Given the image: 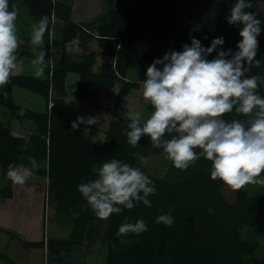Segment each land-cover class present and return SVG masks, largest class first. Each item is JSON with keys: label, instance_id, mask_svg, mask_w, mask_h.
Listing matches in <instances>:
<instances>
[{"label": "trees", "instance_id": "1", "mask_svg": "<svg viewBox=\"0 0 264 264\" xmlns=\"http://www.w3.org/2000/svg\"><path fill=\"white\" fill-rule=\"evenodd\" d=\"M182 2L101 0L103 12L100 16L75 23L71 20L72 7L65 2L10 0L19 10L25 8L36 21L44 16L49 18V28L43 38L48 67L44 71L45 77L15 74L11 82L0 89V106L8 110L10 120L32 121L35 125L34 132L15 137L0 121V177L6 180V184L0 186V198L13 197V183L6 176L8 165L31 169L28 157L35 158L40 167L32 174L46 179L57 211L74 217L71 237L81 239L87 225L83 212L89 205L78 186L95 178L92 166L112 158L137 166L140 161L134 153L147 157L164 154L162 149L151 146L148 137H143L136 147L127 142L125 131L130 119L126 122L117 119L122 100L140 88L148 66L155 59L162 58L170 49L182 50L184 44L190 45L192 37L200 40L205 48L211 46L214 38L223 37V50L233 52L241 39L240 28L227 22L236 0H229L227 7L197 26L187 24L180 10ZM250 2L253 6L246 11L255 13L257 18L262 0ZM53 32L57 36L56 52L51 46ZM77 34L81 44L96 41L99 53L92 51L79 61L73 60L72 52H67L65 45ZM258 41L256 60L260 63L258 66L254 63L248 75L264 80V41ZM30 42L28 39L27 43ZM38 49L42 50L40 46ZM27 50L25 46L20 54L31 56ZM215 56L216 52H213L208 58ZM99 58L110 61L95 70ZM134 69L138 70L136 80H126ZM70 73L79 76L78 99L95 108L99 107L101 90L112 91L117 80L122 83L103 144L96 142L101 132L98 123L90 126L87 136L82 135L85 125L81 124L76 130L71 127L82 114L66 102V78ZM15 88L43 97L47 101L46 110L38 112L19 105L13 97ZM259 94L264 96V83L259 87ZM49 103L52 104L50 107ZM224 119L246 117L230 113ZM26 138L30 143L24 150ZM168 169L163 177L146 174L156 188V194L149 197L150 208L141 202L133 209H125L109 218L107 264H264V250L259 239L250 241L243 236L245 230L254 229L258 237H264V193L249 196L241 189L237 191L235 202L230 203L223 191L226 186L211 179V162L203 158L187 170H178L172 163ZM169 213L174 220L171 227L156 223L158 215ZM125 218L129 222L143 219L148 230L139 236H118V228ZM121 240L130 241L128 251L117 248L121 246ZM0 261L16 264L5 253H0Z\"/></svg>", "mask_w": 264, "mask_h": 264}, {"label": "clouds", "instance_id": "2", "mask_svg": "<svg viewBox=\"0 0 264 264\" xmlns=\"http://www.w3.org/2000/svg\"><path fill=\"white\" fill-rule=\"evenodd\" d=\"M250 0H236L227 17L229 25L240 28L236 51H224L223 37L212 40L205 48L195 37L182 50H168L155 59L142 81V98L151 106L147 118L141 112L129 113L130 123L125 135L136 147L148 137L154 149H162L166 158L178 170H187L201 158L211 162L210 177L219 180L233 191L249 185L264 187V96L259 87L264 80L248 75L256 60L261 34V21ZM19 9L10 0H0V89L11 82L18 68ZM49 28V18L41 17L31 25V43L42 48L31 61L35 75H43L48 67L43 50V38ZM79 34L65 45L67 52L79 49ZM220 48L219 51L217 49ZM216 52L213 59L208 57ZM234 113L246 119H224ZM20 115H23L21 112ZM92 116H78L71 123L73 130L83 124V136L97 123ZM30 140L23 145L27 150ZM199 150V151H197ZM141 162L149 157L134 153ZM31 169L9 164L7 179L23 186L40 165L28 157ZM94 179L82 182L78 191L97 218L107 220L113 214L131 210L138 203L151 207L150 196L156 194L153 181L140 167L112 158L93 165ZM157 224L171 227V214L157 216ZM148 230L143 219L129 222L125 218L118 228V236H139ZM125 241L121 240V243Z\"/></svg>", "mask_w": 264, "mask_h": 264}, {"label": "rangeland", "instance_id": "3", "mask_svg": "<svg viewBox=\"0 0 264 264\" xmlns=\"http://www.w3.org/2000/svg\"><path fill=\"white\" fill-rule=\"evenodd\" d=\"M60 2H65L69 4L72 7L71 11V20L75 23H80L83 21H86L91 18H97L100 16L103 12V6L101 3V0H56ZM229 5V0H183L181 3V12L184 14V17L186 18V22L188 25H201L203 24L204 21H206L209 17L214 16L215 14L219 13L223 8L227 7ZM37 22L29 13L27 10L23 7L20 8L19 10V17L17 20V26L19 29V49H18V60L22 61L19 63L18 68L13 72V75L15 74H31L35 75V68L32 65L31 61L35 58L36 55L39 53V49L37 45H33L31 42L27 43V40H31V25L33 23ZM51 46L52 49L56 52L57 51V44L56 39V33L53 32L51 34ZM87 45V47L85 46ZM28 47V53H31V56L27 55H21L20 53L24 50V47ZM92 51L98 52L99 53V47L96 41H90L88 43H84L79 45V49L77 51L72 52L71 56L72 59L75 61H79L82 59V57ZM60 52V51H59ZM58 56V55H57ZM104 61H110V60H104ZM97 68H95L96 70ZM73 75H70L68 79L66 78V89L67 92H69L70 96L74 97L73 102H69L70 104L72 103L74 109H77L82 116H92L94 118H97L100 122L99 127L102 129L98 137L96 138V142L98 144H103L105 141L106 137V129L109 128V124L112 121V113L111 110L113 109L115 103H116V97L114 92H105L98 95V108L93 107L91 104L88 102H80L77 99V90H76V85H73L71 82L72 80L76 79L78 76L72 73ZM40 77H45L44 73ZM69 81V84L71 86H67V83ZM73 85V86H72ZM121 84L117 83V88H119ZM105 95V96H103ZM129 101L128 103H131L134 112H141L143 114V118L146 119L149 110H148V102L144 101L142 98V89L141 90H134L130 95H129ZM13 97L15 101L24 107H27L29 109L36 110L38 112H43L46 110L47 107V101L41 97L38 94L31 93L29 91L15 88L13 91ZM107 99H110L111 101H108ZM52 104L49 103V107ZM151 107V106H150ZM120 110V107H119ZM130 112V113H134ZM122 115H124L122 113ZM125 116V115H124ZM129 119V117L126 118H121L123 122H126ZM118 120L120 121V118L118 117ZM0 121L3 122L6 126H8L12 134L15 137H22L25 134H29L35 131V125L32 121H24V122H16V121H11L9 118V112L7 109L3 108L0 106ZM21 135V136H19ZM165 155H157V156H151L148 158L146 162H141V165L139 167L145 174H149L152 176L156 177H163L167 171L169 170V166L171 162L165 157H162ZM19 168V167H18ZM31 177L33 178L32 180H37L34 182V187L37 189V193L35 197L33 194L28 193L27 197H24L23 202L20 204V212L24 214V216L28 217V213L31 216L30 218H33L36 223H39V229L38 234L39 237L38 239L41 238L42 236V231H43V211L45 209V202L47 204V213H51L50 216L51 218H55L56 215H59L57 212V209L55 208L53 211L52 207H55L54 204V196L53 193L51 192V189L47 185L46 181L44 178L37 177L34 174H31ZM6 180H1L0 181V186L5 185ZM18 186V185H17ZM20 186V185H19ZM244 190L247 191L249 196H255L256 194H263L264 193V187L258 186V185H249L245 188ZM224 195L226 196L227 200L230 203H234L236 200V194L237 191H233L227 186L224 188ZM21 195L26 196L27 190L23 189V191H20ZM31 196V197H29ZM31 203V204H30ZM49 207L51 209L49 210ZM34 208H37L39 211L34 210ZM16 214H18V211H13L12 214H10V219H12V223L15 224L16 221ZM50 218V219H51ZM48 217V220H50ZM48 223V222H47ZM7 224V221L4 220L1 222L0 219V228L2 226H5ZM20 224V223H19ZM19 224L17 225L19 227ZM35 224V223H34ZM34 224H28L25 228L24 231L25 233H22V235H19V233L15 230L19 229H7L8 231H11L17 235V237L14 240H12L11 235L8 232H1L0 233V252L5 253L6 252V247L8 244H12V248L10 253L11 260L17 262L18 264L21 263V259H23L22 255H25V253L20 254V249L23 246L21 239H31L28 236L29 234L32 233L33 230L37 229V226ZM51 225H53V221L51 220ZM5 228V227H2ZM23 228V227H22ZM6 229V228H5ZM23 230V229H22ZM33 232L34 236H37V233ZM14 236V235H13ZM243 236L246 240H254L256 238L259 239L260 244H261V249L264 250V237H258L256 233L254 232V229H248L243 232ZM125 244V245H124ZM21 246V247H20ZM19 247V248H18ZM24 247V246H23ZM130 247V241H126L121 244V246H117V248L121 251H128ZM0 264H9L5 261H0Z\"/></svg>", "mask_w": 264, "mask_h": 264}, {"label": "crops", "instance_id": "4", "mask_svg": "<svg viewBox=\"0 0 264 264\" xmlns=\"http://www.w3.org/2000/svg\"><path fill=\"white\" fill-rule=\"evenodd\" d=\"M93 19L95 18H91L83 22H88ZM257 19H259L262 22L261 23L262 31L258 39L264 41V0H262V2L260 3L258 14H257ZM83 22H80V23H83ZM103 63H105V61L99 58V62H98V65L96 66L97 68L96 70H98V67ZM137 73H138L137 69L131 70L126 80L128 81L136 80ZM70 75H73V74L70 73L67 76V79ZM78 80H79V76L76 79L72 80L71 82L73 83V85H77ZM117 83L122 85L121 81L117 80L116 86L114 87L112 91L101 90L100 92L102 91H103L102 93L114 92L115 97H116L121 87L120 85L119 88H117ZM67 86L69 87L71 86V84H69V81L67 83ZM141 89H142V85L140 86V88L135 89V90H141ZM100 92H99V95L101 94ZM129 95L126 96L122 100V103L120 105V110L118 109L117 119L119 117L121 122H123L121 118L127 119L129 117V113L134 112L132 111L134 109L131 103H128L129 97H130ZM107 100L111 101L110 99H107ZM73 101H74V97L70 96L69 92H67L66 102L72 108L74 107L72 103L70 104L69 102H73ZM78 101L82 103L81 100L78 99ZM148 110L150 113V105L148 106ZM122 113L125 116L122 115ZM97 123L100 124L99 121H97ZM26 135L27 134H25L24 136ZM160 155H165V154H160ZM162 157L165 158L166 155ZM139 165H141V161L138 163L137 167H139ZM32 179L33 178L30 175L25 185L23 186H19V185L17 186L15 184H12L13 197L10 199H5V200L1 198L0 200V219H1V222H3L4 220L7 221V224L5 226H2V227H5L6 229L2 227L0 229L2 230L1 232H8L11 235L12 240L19 238V237H17L15 233L8 231L7 229H12L13 231L14 229H19L15 231H17L19 235H22V233H25L23 231H24V228L28 224L35 223L34 225L37 226L36 230H33L31 234L26 236L31 239H28V238L21 239L22 245L24 247L20 246L21 249L19 253L20 254L25 253V255H22L23 259H21L20 264H107V257H108V236L107 235H108V227H109L108 224H109L110 219L101 220L97 218L90 206H87L83 212L84 220L87 223L86 227L83 229L84 237L81 239H77V238L71 237V232L75 224L74 217L71 215L62 214L59 211H57L59 215H56L54 219L51 218L50 216L51 213L50 212L49 214L47 213V204L45 202V209L43 211V221H44L43 231H42L41 238L38 239L39 234L36 231H38L40 224L36 223V221L33 218H30L31 216L29 215V213H28V217L27 216L25 217L24 214L20 212V208H19L20 204L23 202L24 197L28 196V193L33 194L34 197H35L34 193L35 194L37 193V189L35 188L36 186L34 187V182L37 181L38 179L37 178H35L37 180L35 179L32 180ZM1 180L2 179L0 177V181ZM23 189L27 190L26 196L24 195L22 196L20 193V191H23ZM54 204H55V207H52L53 211L56 208L55 201H54ZM50 209L51 207H49V210ZM12 210L18 211V214H16L17 216H16L15 224H13L12 219H10V214H12ZM34 210L39 211L37 208H34ZM48 217L49 219L50 218L51 219L48 220ZM51 220L53 221V225H51ZM18 224H19V227L17 226ZM33 232L37 233L36 237L34 236ZM11 248H12V244L11 245L8 244V246L6 247V252H5V254L8 256L10 260H11V256L9 252L11 251ZM13 262L18 264L15 261Z\"/></svg>", "mask_w": 264, "mask_h": 264}, {"label": "water", "instance_id": "5", "mask_svg": "<svg viewBox=\"0 0 264 264\" xmlns=\"http://www.w3.org/2000/svg\"><path fill=\"white\" fill-rule=\"evenodd\" d=\"M0 200H1V198H0Z\"/></svg>", "mask_w": 264, "mask_h": 264}]
</instances>
